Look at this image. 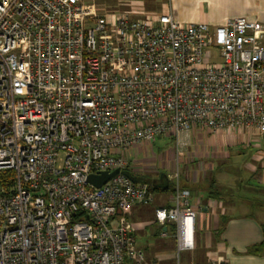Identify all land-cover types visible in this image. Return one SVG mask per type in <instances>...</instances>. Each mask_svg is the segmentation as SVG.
<instances>
[{
	"label": "built area",
	"instance_id": "built-area-1",
	"mask_svg": "<svg viewBox=\"0 0 264 264\" xmlns=\"http://www.w3.org/2000/svg\"><path fill=\"white\" fill-rule=\"evenodd\" d=\"M245 127L264 135L261 22L0 0V171L13 172L0 187V264H155L128 220L153 201L126 174L132 148L165 136L180 151L195 128ZM173 178V205L155 220L173 225L177 251L193 249L197 211Z\"/></svg>",
	"mask_w": 264,
	"mask_h": 264
},
{
	"label": "crops",
	"instance_id": "crops-1",
	"mask_svg": "<svg viewBox=\"0 0 264 264\" xmlns=\"http://www.w3.org/2000/svg\"><path fill=\"white\" fill-rule=\"evenodd\" d=\"M122 5V10L141 8L144 13L159 12L169 6L172 17L182 23L202 21L214 26L228 18L242 17L264 25V0H128ZM141 14L138 12L133 16ZM193 131L189 134L190 140ZM201 131L213 138L208 146L209 152H205L204 156H212L210 159L214 162L198 174H194V164H190L187 166L189 170L181 173L179 182L182 188L190 191L191 203L197 211L195 247L202 249V254H199L202 260L206 252L207 262L209 257L219 256L222 258L221 264H264V204L258 205L263 209V220L251 213L256 201L264 200V135L258 134L252 127L233 131ZM196 134H200L199 131ZM140 145L132 148L133 155L139 153ZM193 151L191 149L185 155ZM148 161L142 159L131 162L129 172L141 179L157 178L160 173L169 175V171H159L169 168L167 163L162 167H154L147 165ZM170 179L168 176V184L172 185ZM212 188L223 193L214 196V193L209 192ZM152 191L153 201L134 204L128 220L137 247L144 255L151 253L158 257L165 255V250H160L159 246L169 241L172 242V252L175 250L173 225H159L155 220L156 208L173 205V192L172 188L164 187ZM152 238H156L158 249L153 245ZM125 264L132 262L127 261Z\"/></svg>",
	"mask_w": 264,
	"mask_h": 264
},
{
	"label": "rangeland",
	"instance_id": "rangeland-1",
	"mask_svg": "<svg viewBox=\"0 0 264 264\" xmlns=\"http://www.w3.org/2000/svg\"><path fill=\"white\" fill-rule=\"evenodd\" d=\"M126 1L128 0H85L86 3H94L99 13H106L109 12V10L113 9L122 10L124 8L122 3ZM214 60L218 61L219 58L216 57V59ZM201 130V128H195L193 131L195 136L191 135V137L193 138L191 140L188 138L187 145L183 147L180 151L176 149L175 140L171 137L158 136L153 142L141 143L140 147H138L139 153H137V155H133L134 153L131 152V162L145 159L149 160L147 162V165H151L154 167H162V165L167 163L169 168H165V170L159 171H169L168 176H170V180L172 182L174 180V173L178 174V181L180 182L181 173H184L189 170L187 166H189L190 164H194V174H198L205 170L207 166H209V163L211 164L212 162H214L210 159V157L212 156L208 158L204 156L205 152H209L208 146H210V144L212 143L213 138L209 137L208 134ZM196 131H199L200 134H196ZM196 135L198 136L197 138H195ZM187 146L188 148H186ZM190 148L194 149V151L191 154L189 153L185 155L187 151H191ZM136 165H141V163H136ZM224 175L226 176V174ZM260 203L264 204V200H257L255 204L256 206H254V208L251 210V213H253L257 219L263 220V217L261 215V211L263 209L259 208L258 206ZM152 242L153 245L155 244L156 247L158 246V244L156 243V238H152ZM141 244L144 245L145 243L142 242ZM159 247L160 250H165V255H158V257H155L153 254L149 253L145 255V259L147 258V261L149 260L155 264H208L205 259L206 252L204 253V258L202 260V257H200L199 255L202 254V249L198 246L195 247V237L193 249L177 251L175 245V250L174 252H172L171 241H169V243L162 244Z\"/></svg>",
	"mask_w": 264,
	"mask_h": 264
},
{
	"label": "water",
	"instance_id": "water-1",
	"mask_svg": "<svg viewBox=\"0 0 264 264\" xmlns=\"http://www.w3.org/2000/svg\"><path fill=\"white\" fill-rule=\"evenodd\" d=\"M118 170H113L112 172L102 171L96 174H89L87 176V182L94 187H100L103 185L111 176H113ZM126 174L134 181V182H146L154 187H168V176L165 173H160L157 178H145L141 179L136 176H133L130 172H126Z\"/></svg>",
	"mask_w": 264,
	"mask_h": 264
},
{
	"label": "trees",
	"instance_id": "trees-1",
	"mask_svg": "<svg viewBox=\"0 0 264 264\" xmlns=\"http://www.w3.org/2000/svg\"><path fill=\"white\" fill-rule=\"evenodd\" d=\"M12 181H13V172L10 170H2L0 171V187H5L8 188L12 185ZM211 188V186H209ZM151 190L154 189H161V187H154L152 185H150ZM167 188H172L171 184H168ZM224 191V190H223ZM226 191V189H225ZM209 192H211V194H213L214 196L217 195H221L223 192L222 191H218V190H214L213 188L209 190ZM225 194H230V193H225ZM264 228V225H263Z\"/></svg>",
	"mask_w": 264,
	"mask_h": 264
}]
</instances>
